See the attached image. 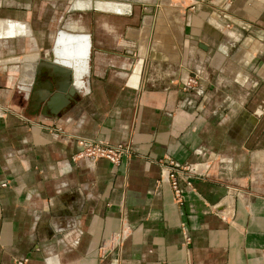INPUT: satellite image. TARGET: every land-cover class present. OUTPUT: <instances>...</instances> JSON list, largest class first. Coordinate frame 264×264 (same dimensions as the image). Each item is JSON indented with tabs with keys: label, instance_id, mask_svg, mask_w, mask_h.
I'll return each mask as SVG.
<instances>
[{
	"label": "crops",
	"instance_id": "obj_1",
	"mask_svg": "<svg viewBox=\"0 0 264 264\" xmlns=\"http://www.w3.org/2000/svg\"><path fill=\"white\" fill-rule=\"evenodd\" d=\"M163 3L153 45L122 38L124 4L58 29L55 1L0 0V264H264V0ZM59 30L90 36L89 73L49 108ZM80 138L134 154L73 162ZM164 158L204 173L182 207Z\"/></svg>",
	"mask_w": 264,
	"mask_h": 264
},
{
	"label": "rangeland",
	"instance_id": "obj_2",
	"mask_svg": "<svg viewBox=\"0 0 264 264\" xmlns=\"http://www.w3.org/2000/svg\"><path fill=\"white\" fill-rule=\"evenodd\" d=\"M43 3L49 0H42ZM56 3L55 9L47 5L45 12H43V20L50 21L51 26H59L61 25V22L64 21H77L81 24L82 16L81 12H76L71 9V6L73 8H83L89 4L90 8L87 13L90 14V21L92 22L94 20V15L96 10L94 8H100V9H106L109 10L112 8V6L109 3H120L129 6L128 8H123L121 13V26L118 28L121 31V36L124 39L125 37H133L138 34L139 38H143L146 41H149L150 43L156 42V35L158 33V26L162 24L164 25L162 10L165 9L167 5L163 3L164 0H53ZM68 1H70L72 4H68ZM175 2L174 4L177 6H182L183 0H173ZM51 10V12H50ZM167 11V10H165ZM167 17H169L168 14H166ZM166 17V18H167ZM80 18V19H79ZM146 29H145V28ZM145 30H144V29ZM142 29V30H141ZM45 31V36L50 35L52 33H55L57 31L52 28L43 29ZM75 33H82V29L78 28L73 30ZM88 31V30H87ZM92 30H89V32ZM141 31V32H140ZM144 31V32H143ZM86 32V33H89ZM140 32V34L138 33ZM166 32L168 33V29H166ZM144 33V34H143ZM181 35V34H180ZM183 37H185V34H183ZM134 38V37H133ZM202 43V42H201ZM203 44V43H202ZM154 45V43H153ZM195 48L197 51L204 52V51H210V48L212 49H218L216 45L211 46H200L198 44L195 45ZM192 80L195 82V80L191 77H187L185 82V87L187 89H190L192 86L196 85V83H193ZM189 84V86H188ZM26 117V116H24ZM29 119L28 117H26ZM30 120V119H29ZM198 170V169H197ZM199 171V170H198ZM200 172V171H199ZM202 173V172H200ZM204 176V173H202V176ZM26 261L22 264H25Z\"/></svg>",
	"mask_w": 264,
	"mask_h": 264
},
{
	"label": "built area",
	"instance_id": "obj_3",
	"mask_svg": "<svg viewBox=\"0 0 264 264\" xmlns=\"http://www.w3.org/2000/svg\"><path fill=\"white\" fill-rule=\"evenodd\" d=\"M193 83H195L192 80ZM189 86V84H188ZM7 113L5 108L0 107V116H4ZM21 120L30 122L29 119L20 116ZM75 145L79 149L71 157L73 162L81 159H87L91 162L97 160H105L112 165L118 166L125 159L133 156L134 150L130 144H116L111 145L105 141L94 139H75ZM156 165L162 171L161 180H166L172 193L174 203L178 207H182L184 203V192L187 188H192V181L195 178H200L202 174L193 165H181L170 158L160 159L156 162ZM184 245L190 243V237L188 234H184ZM24 260L19 261L18 264H22Z\"/></svg>",
	"mask_w": 264,
	"mask_h": 264
},
{
	"label": "bare ground",
	"instance_id": "obj_4",
	"mask_svg": "<svg viewBox=\"0 0 264 264\" xmlns=\"http://www.w3.org/2000/svg\"><path fill=\"white\" fill-rule=\"evenodd\" d=\"M53 49L52 60L74 71V86L80 91L82 81L86 84L85 78L89 73L90 36L59 30L55 36Z\"/></svg>",
	"mask_w": 264,
	"mask_h": 264
},
{
	"label": "water",
	"instance_id": "obj_5",
	"mask_svg": "<svg viewBox=\"0 0 264 264\" xmlns=\"http://www.w3.org/2000/svg\"><path fill=\"white\" fill-rule=\"evenodd\" d=\"M54 63L56 64L51 65L53 68L52 74L57 76V78H60V80L57 82L58 92L54 96H48L49 101H47V106L51 108L53 101L59 99L62 101V104L59 106L60 108L65 106L69 101V98H71V96L74 95V92L77 91L74 86L75 73L70 67L64 66L55 61ZM63 94H66L67 98H65Z\"/></svg>",
	"mask_w": 264,
	"mask_h": 264
},
{
	"label": "flooded vegetation",
	"instance_id": "obj_6",
	"mask_svg": "<svg viewBox=\"0 0 264 264\" xmlns=\"http://www.w3.org/2000/svg\"><path fill=\"white\" fill-rule=\"evenodd\" d=\"M68 4H72L70 1H68ZM73 5V4H72ZM71 9L74 10L75 8H73V6H71Z\"/></svg>",
	"mask_w": 264,
	"mask_h": 264
}]
</instances>
